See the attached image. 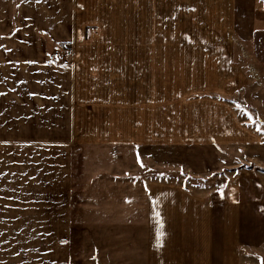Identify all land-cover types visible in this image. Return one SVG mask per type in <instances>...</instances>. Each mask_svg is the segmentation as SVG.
I'll return each mask as SVG.
<instances>
[{"label": "crops", "instance_id": "crops-1", "mask_svg": "<svg viewBox=\"0 0 264 264\" xmlns=\"http://www.w3.org/2000/svg\"><path fill=\"white\" fill-rule=\"evenodd\" d=\"M95 2L0 0V203L17 205V210L28 205L30 214L38 211L39 218L44 214L56 230L64 229L66 237L61 242L65 243L56 242L54 259L49 258L47 264H73L72 231L79 208H83V223L94 219L95 213L103 218L107 231H117V178L96 182L93 179L102 169L83 167V158L120 149L133 156V168L126 173H145L143 179L129 183L124 199L130 205L129 231H144L142 264H187L178 259L200 244L195 229L202 219L201 192L216 188L223 178L226 188L233 180V158H228L226 148H236L241 154V148L263 146L264 0L195 2V12L206 14L205 8L210 9L206 20L214 22L217 30L209 43L228 44L229 51L220 58L231 63L225 70L211 63L213 68L206 74L211 77L210 89L192 103L191 122L178 128L171 142L167 138L155 147L144 144L150 146L148 155L139 151L136 94L120 93L115 109L116 97H104L107 89H115H111L107 69L81 67L80 61L65 68L51 64L54 45L73 43L80 49L83 29L94 19ZM146 5V19L153 22L154 0H146ZM164 8L163 2L158 10ZM131 9L135 16L139 14L137 4L134 10L132 3ZM221 36L226 41L217 39ZM78 50V57L83 58ZM197 58L218 57L212 53ZM148 102L142 101L146 103L144 116ZM126 114L131 118L128 136L121 128ZM116 117L120 127L114 134L110 124L117 122ZM156 157H161V166L153 163ZM217 164L219 171L213 172ZM82 188L84 199L78 200ZM225 202L232 207L231 200ZM229 212L230 217L228 210L225 217L228 227L221 231H233L232 209ZM212 218L218 217L214 214ZM97 245L98 264H109L106 259L102 262L103 244ZM155 247L164 258L154 254ZM63 251L65 258L59 262ZM14 257L2 263L23 264L22 258Z\"/></svg>", "mask_w": 264, "mask_h": 264}, {"label": "rangeland", "instance_id": "rangeland-1", "mask_svg": "<svg viewBox=\"0 0 264 264\" xmlns=\"http://www.w3.org/2000/svg\"><path fill=\"white\" fill-rule=\"evenodd\" d=\"M197 1L154 0L155 11L151 22L147 21L143 10L147 8L146 0H96L93 5L94 19L87 22L89 26L83 29V44L79 45L80 49H76L73 43L62 44L71 52L70 64L66 67H72L80 61L81 67H100L109 71L112 78L109 84L111 89H115L112 92L107 89L104 97H116L115 109L120 93L129 94L131 91L130 95H137L139 116L136 129L139 151L145 155L151 149L144 144L153 143L155 147L167 138L171 142L177 136L178 128H186L185 122H189L191 118L189 111L192 103L200 100L210 89L211 77L206 74L213 68L211 63L215 67L219 64L218 67L223 70L229 68L231 63L220 58L229 51L228 44L217 41L209 43L217 29L212 26L214 22L206 20L210 18V9L205 8L206 14L195 12L193 6ZM163 2L165 8L160 11L158 8ZM132 3L134 10L137 4V16L131 9ZM200 5L199 2L198 6ZM150 7L149 5L148 8ZM150 23H153L152 26ZM218 35H222V32ZM217 39L226 41L222 36ZM236 49L240 47L237 46ZM77 50L84 54L83 58L78 57ZM212 53L218 57L216 60L197 58L202 55L207 57ZM130 84L132 88L129 87ZM206 96L210 97L204 95V98ZM146 99L150 102L147 116H144L142 112L146 103L142 104V101ZM126 115V118H122L121 128L126 130L128 136L131 118ZM115 120L117 121V117ZM110 126L111 131L117 134L119 122ZM262 145L259 149L252 146L241 148V154L236 148H226L231 155L228 158H233V180L227 188L223 186V178V182L216 188L200 191L203 201L202 219L195 229L196 240L200 244L195 245L192 252L186 250L184 257L179 255L178 260H185L187 264H264V142ZM110 152L108 149L105 154L84 157L83 167L102 169L93 179L96 182L117 178V231H107L103 218L95 213L92 214L94 219L91 217L83 223V208H79L78 219L74 221L75 228L72 231L73 264H98V243L103 244V263L106 259L109 264H142L144 253L140 242L144 231L140 228L129 231L130 205L124 199L129 191V183L134 178L143 179L145 173H126L125 171L133 168V156L131 158L128 152L120 149L113 154ZM151 156L149 155V159ZM154 160L155 165L161 166V157ZM146 167L147 165L144 168ZM156 169L163 171L159 166ZM216 171H219L218 164L213 168V172ZM84 193L85 189L82 188L77 199H84ZM230 200L232 207L225 204V201ZM23 206L17 210V205L0 203V264L4 260H12L14 256L16 259L22 258L23 264H32L34 260L37 264H47L49 258L54 259L56 242L60 245L65 243L61 239L66 237V231L56 230L55 224L52 226L44 214L41 215L43 218H39L38 211L30 214L28 205H25V209ZM231 209L233 231H221V228L226 229L225 226L229 224L225 217L226 210L230 217ZM214 214L219 219H213ZM214 222H217L219 231H216ZM60 223L61 226L65 225L64 221ZM108 242L111 243L110 246H106ZM28 244L32 245L31 248H28ZM157 249L160 248L155 247L154 254L164 258V254ZM64 258L65 252H59L58 261Z\"/></svg>", "mask_w": 264, "mask_h": 264}, {"label": "built area", "instance_id": "built-area-1", "mask_svg": "<svg viewBox=\"0 0 264 264\" xmlns=\"http://www.w3.org/2000/svg\"><path fill=\"white\" fill-rule=\"evenodd\" d=\"M71 52L63 45H54L50 61L53 67L62 68L70 64Z\"/></svg>", "mask_w": 264, "mask_h": 264}]
</instances>
